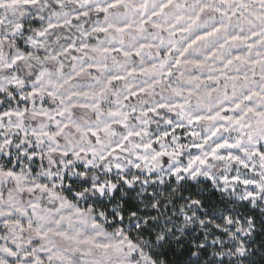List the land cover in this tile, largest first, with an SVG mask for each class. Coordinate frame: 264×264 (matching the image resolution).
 <instances>
[{
    "label": "snow or ice",
    "instance_id": "6c2138e0",
    "mask_svg": "<svg viewBox=\"0 0 264 264\" xmlns=\"http://www.w3.org/2000/svg\"><path fill=\"white\" fill-rule=\"evenodd\" d=\"M0 264H264V0H0Z\"/></svg>",
    "mask_w": 264,
    "mask_h": 264
}]
</instances>
